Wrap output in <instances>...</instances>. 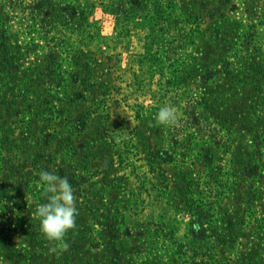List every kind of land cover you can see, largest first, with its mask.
<instances>
[{
    "label": "rangeland",
    "instance_id": "rangeland-1",
    "mask_svg": "<svg viewBox=\"0 0 264 264\" xmlns=\"http://www.w3.org/2000/svg\"><path fill=\"white\" fill-rule=\"evenodd\" d=\"M40 1L0 18V264H264V0H161L179 23L152 42L100 0H54L78 18L46 38ZM42 168L74 187L62 242Z\"/></svg>",
    "mask_w": 264,
    "mask_h": 264
},
{
    "label": "trees",
    "instance_id": "trees-1",
    "mask_svg": "<svg viewBox=\"0 0 264 264\" xmlns=\"http://www.w3.org/2000/svg\"><path fill=\"white\" fill-rule=\"evenodd\" d=\"M38 1V0H37ZM161 0H100L99 7L103 12L111 15L116 19L117 23L123 21L133 22L144 20L149 24L150 34L148 36V41H153L154 39L160 38V40L165 39L167 27L179 23V17L171 18L170 14H165L166 11L163 9V5L160 2ZM240 3L246 7L250 5L251 0H239ZM54 0H41L37 2L36 8H33L28 14H32V20L36 22L37 25H40L48 35H45L46 38L51 33V30L55 26L65 24V26L72 25V21L75 18H78L75 12L70 13L69 16L62 14L64 9H62L58 4H55ZM25 11L24 4L22 0H0V18L3 19L7 15L13 16L15 13H20ZM247 11V10H245ZM93 12V11H92ZM85 13L79 11V16L84 15ZM80 18V17H79ZM85 18L84 20H86ZM58 27V26H57ZM123 30V29H122ZM43 35V38H44ZM120 37L122 35H119ZM178 36H175L174 40H178ZM173 40V41H174ZM178 47V46H176ZM167 49L161 50V58L170 60L175 54L179 55V49ZM153 54V50L147 49V55L145 59ZM5 56V59H9L11 54L7 50H0V57ZM148 60V59H147ZM173 66L177 70L180 65L178 60H175ZM161 69V68H160ZM161 75H164L161 73ZM4 230V229H3Z\"/></svg>",
    "mask_w": 264,
    "mask_h": 264
},
{
    "label": "clouds",
    "instance_id": "clouds-1",
    "mask_svg": "<svg viewBox=\"0 0 264 264\" xmlns=\"http://www.w3.org/2000/svg\"><path fill=\"white\" fill-rule=\"evenodd\" d=\"M155 122L163 126L176 125V108L161 106L155 114ZM39 179L43 189L41 202L35 205V216L39 220L40 232L49 241L62 242L69 230L75 227L77 208L74 187L68 177L48 168L40 169ZM67 247L65 243L64 248Z\"/></svg>",
    "mask_w": 264,
    "mask_h": 264
}]
</instances>
